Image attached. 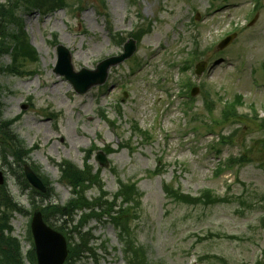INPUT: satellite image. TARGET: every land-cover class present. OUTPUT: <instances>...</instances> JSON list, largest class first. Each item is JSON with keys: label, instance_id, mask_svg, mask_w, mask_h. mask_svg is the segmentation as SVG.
Returning a JSON list of instances; mask_svg holds the SVG:
<instances>
[{"label": "rangeland", "instance_id": "1", "mask_svg": "<svg viewBox=\"0 0 264 264\" xmlns=\"http://www.w3.org/2000/svg\"><path fill=\"white\" fill-rule=\"evenodd\" d=\"M65 3L47 13L18 9L16 18L38 58L23 63L20 75L0 74L1 120L15 119L10 130L30 149L27 161L51 188L45 197L31 187L23 191L14 158L6 149L3 159L0 147L4 187L24 209L10 220L22 253L32 249V203L40 209L72 197L58 163L81 168L91 148L88 164L95 171L96 149L108 147L110 166L100 169L104 191L111 197L119 181L136 182L141 199L132 227L151 264H264V150L258 127L264 120V0ZM146 27L134 55L111 68L102 86L78 94L53 72L57 44L70 50L75 71L94 69L121 51L114 37L125 41ZM6 32L18 34L20 28L10 24ZM233 32V42L218 50V42ZM200 60L208 65L196 76ZM0 63L9 65L10 54ZM193 87L198 91L190 95ZM238 95L242 119L223 122L222 108ZM164 182L192 196L210 189L224 201L173 202L164 195ZM97 195L96 188L86 191L89 199ZM86 230L94 238L92 254L78 264H124L112 224L90 219Z\"/></svg>", "mask_w": 264, "mask_h": 264}, {"label": "trees", "instance_id": "2", "mask_svg": "<svg viewBox=\"0 0 264 264\" xmlns=\"http://www.w3.org/2000/svg\"><path fill=\"white\" fill-rule=\"evenodd\" d=\"M64 5L63 0H7L0 4V58L3 54L8 53L10 45L6 43V38H11L14 40L12 47L13 65L17 63L18 57H21L22 60L27 58L32 61L36 60V52L28 45L21 29L20 18H16L18 9H37L45 12ZM10 24L19 26L20 32L18 34L6 32ZM13 65L6 67L0 63V73H14ZM239 101V96H237L235 100L224 105L221 110L223 122L230 118L239 121L242 119L243 116L237 112L236 104ZM13 121V119L0 120V147L2 148L3 159L7 149L16 162L21 163L22 156L28 154L29 150L24 149L18 137L11 132L10 126ZM258 121V127L263 131L260 142L261 148L264 150V120ZM225 139V136L222 135L221 142ZM88 157L89 155L85 157L82 168H78L68 161H63L59 165L61 179L71 187L72 193V197L65 204L39 205L45 221L48 223V220L53 218L57 224L49 223V225L63 233L68 241V258L64 264H78L85 255L92 254L93 248L90 243L93 237L89 230L83 231L90 219H95L100 223H110L114 226L121 242L120 249L125 264H151L147 259L145 249L137 244L132 227V222L137 217V210L140 208L141 199V193L136 182L124 183L119 181L118 189L109 197V194L103 189L99 170L93 171L92 166L86 163ZM238 161L242 162V159ZM32 167L38 173V168ZM41 178L47 185V179L42 176ZM24 184L27 186L25 181ZM93 187L98 190L99 195L89 199L86 196V191ZM162 189L167 199L180 204L211 206L224 201L222 197L214 194L210 189H204L196 196L184 193L171 184L164 183ZM50 190L51 188H48L46 194H40L36 190L32 191L45 197ZM32 207L36 208L37 206L33 203ZM14 211L21 212V207L13 202L4 187H0V264H24L19 242L11 235L10 218ZM71 222L74 224L71 225ZM28 257L34 259L33 252H29Z\"/></svg>", "mask_w": 264, "mask_h": 264}, {"label": "water", "instance_id": "3", "mask_svg": "<svg viewBox=\"0 0 264 264\" xmlns=\"http://www.w3.org/2000/svg\"><path fill=\"white\" fill-rule=\"evenodd\" d=\"M234 37L235 34H232L224 38L218 44V48L222 49L226 47ZM57 49L58 61L55 72L64 75L71 82L76 92L83 93L93 85L103 84L107 77L108 68L130 57L135 51V42L133 40L127 41L124 44L122 54L101 61L95 70L81 69L79 72L73 71L69 51L61 45ZM205 66V62L197 64L196 73L200 74ZM96 159L100 166H108L105 155L101 151L97 153ZM25 176L32 186L41 191H45L41 180L27 167L25 168ZM2 183L3 176L0 171V184ZM31 231L35 244L37 264H62L67 255L65 239L60 233L52 230L43 222L41 213L38 211L33 214Z\"/></svg>", "mask_w": 264, "mask_h": 264}]
</instances>
